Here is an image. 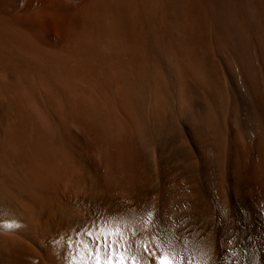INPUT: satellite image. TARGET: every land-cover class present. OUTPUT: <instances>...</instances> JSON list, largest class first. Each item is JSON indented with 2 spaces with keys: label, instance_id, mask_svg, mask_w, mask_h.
I'll list each match as a JSON object with an SVG mask.
<instances>
[{
  "label": "bare ground",
  "instance_id": "bare-ground-1",
  "mask_svg": "<svg viewBox=\"0 0 264 264\" xmlns=\"http://www.w3.org/2000/svg\"><path fill=\"white\" fill-rule=\"evenodd\" d=\"M264 264V0H0V264Z\"/></svg>",
  "mask_w": 264,
  "mask_h": 264
},
{
  "label": "snow or ice",
  "instance_id": "snow-or-ice-1",
  "mask_svg": "<svg viewBox=\"0 0 264 264\" xmlns=\"http://www.w3.org/2000/svg\"><path fill=\"white\" fill-rule=\"evenodd\" d=\"M160 264H174V262L165 258L161 260Z\"/></svg>",
  "mask_w": 264,
  "mask_h": 264
}]
</instances>
